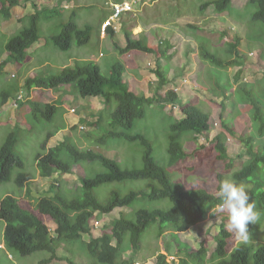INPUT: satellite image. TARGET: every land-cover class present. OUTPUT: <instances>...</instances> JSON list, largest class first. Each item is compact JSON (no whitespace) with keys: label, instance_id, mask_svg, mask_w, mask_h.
Instances as JSON below:
<instances>
[{"label":"rangeland","instance_id":"1","mask_svg":"<svg viewBox=\"0 0 264 264\" xmlns=\"http://www.w3.org/2000/svg\"><path fill=\"white\" fill-rule=\"evenodd\" d=\"M35 1L40 5V10L54 9L57 4L64 2V0ZM107 1L67 0L70 4L68 9L63 7L59 12L60 14L55 15L52 19L45 14L41 19V39L30 48V53L28 54L33 60L25 64H19L20 66L9 61L5 45L10 38L27 27L30 15L35 13L31 5L32 2H28L25 8L16 7L13 10V18L9 21H6L0 13V113L2 110H14L13 116L10 118L4 116L3 112L0 115V121L3 122L0 123V148L11 132H18L19 143L15 152L22 156L26 164L25 169L20 170L18 168L14 170L12 181L0 185V200L7 195L17 198H21L24 195L25 189L19 187L15 179L21 172L37 176V173H39L37 157L47 153L50 148L56 146L58 138H61L62 141L69 139L84 150L92 149L97 153H102L118 162L123 170L141 169L143 167V156L146 147L140 141L107 139L104 145H100L94 138V133L96 137H102L110 130V113L116 109L117 105L112 106L111 110L104 112L101 111L102 108L100 106H97L95 110L88 113L89 105L92 104L94 107L97 104L96 102L102 99L99 97H82L76 85L70 86V90L66 91L69 92L68 95L65 94L64 90L40 89L34 93L33 100L26 102L28 104L22 103L20 105L19 103V106L16 107L14 103L19 102L18 97L20 94L25 95L26 100L31 97L28 88H25L26 79L41 76L43 80H48L50 76H57L61 69L74 66L88 59H98L102 72L106 76L112 74L113 65L117 61L126 64L130 68V72H137L138 68L135 60L137 59V54L142 53L141 51L121 55L113 45V37L107 39V36H103V38L101 36L100 39L98 35L97 31L102 19L110 13V7L106 5ZM144 1H147V3L143 8L139 6L138 15H132L129 20V22L133 21L135 26L153 23L168 24L169 26L180 25L187 34L190 33L197 36V39H195L196 44L194 43L195 46L193 45L196 49V55L192 58L187 56V59L179 58L177 62L173 64L171 62L170 67L181 73L180 61L183 60L184 64H188V74L185 75V77L187 76L186 81L196 89V93L200 94H196V96L184 94L182 97L185 102L188 101L190 103L193 101L203 112L211 114L212 119L210 126L202 135L196 137L193 136L192 132H186L182 135L181 141L185 145L186 151L192 153L198 148L199 151L196 154L198 158L188 160L176 168L170 166L168 149L170 146L171 126L178 120V116H182L178 107L171 110L166 105L155 103L147 108L145 118L138 120L135 127L129 132L132 135H142L151 143L155 161L168 172L175 186H182L187 190L209 189L212 193L219 196L217 174H224L225 178L232 179L239 184L225 170V163L217 160L215 149L212 145L213 138L224 130L220 116L222 105L226 106L224 121L233 125L239 135L249 137L255 133L251 119V106L245 103L242 95L237 91L239 83L235 79L241 69V82L248 84L259 83V85L264 86V27L261 23L253 20V14L256 12L257 7L248 4L249 0H233L235 5L232 6L229 13L221 15L216 13L213 8H209L205 13L201 11V6L210 0H155L153 4V0ZM23 14L25 15L22 17L25 20V26L19 21ZM70 22L77 23L82 29L91 26L94 31L88 44L79 46L75 42L70 50L62 51L50 43V40L53 36L61 34L64 26ZM126 22L128 21L126 20ZM122 24L123 28L121 31L126 29L124 19ZM151 26V30L157 29L153 25ZM144 29V34H147L149 29L145 27ZM236 36L242 37L239 48L240 55L237 57L241 62V67H219L216 63L202 58L201 50L204 48L209 53L225 61L234 59L235 55L230 53V48ZM115 41H117L116 38ZM41 45L43 46L41 47ZM161 46L166 45L161 44ZM252 52H257L256 56H249ZM141 55L146 57L144 63L140 62L142 70L145 72L147 70L155 71L157 67H162L165 64L162 60H155L151 55L145 53ZM19 67H21V70H19ZM163 68L168 70L169 66L168 68ZM158 84L159 82L154 79L143 82L141 85H143L145 90L150 89V97H153ZM65 89L69 88L65 87ZM180 93L183 94L181 89ZM57 97L59 101L55 105L59 109L51 122L43 118L32 120L30 115L31 102L40 101L44 105L47 103L51 104L54 103ZM6 100H10L9 103ZM63 103L66 105L63 106ZM72 110H76V113H72ZM100 117L103 119V123ZM80 125L85 127V129L80 128ZM95 125L98 126V129L96 132L94 130L91 133L93 128L95 129ZM66 128H68L67 131H65ZM50 134H53L54 137L49 140L48 149H45L44 146ZM261 141V138L257 136L255 145H258ZM227 144L229 156L235 160L234 172H236L245 165L250 157L246 154V146L234 137L229 136ZM62 159L74 167V174L67 177L69 180L59 179V181L57 179L56 182H52L48 179H39L35 182L33 181L30 185V196L27 194L29 197L23 198L25 202L30 204L24 203L23 206L25 208L35 207V196H38L36 198L38 201L41 197L53 195L49 190L50 185L53 183L60 184V188L57 186L55 194L63 196L64 202L75 199L84 203L90 195V191L82 189L83 178H94L99 174L108 172V169L99 161H86L76 165L74 160L67 154H63ZM153 183L155 182L151 180L115 182L98 187L94 193L101 202L108 203L112 199L114 192H119L126 196L132 192L149 191ZM243 184L247 186L250 193L252 184ZM172 206V202L168 199L157 201L139 199L134 203L132 209L118 208L105 216L97 214L98 223L91 222L93 227L92 237H99L109 223L113 219L119 218L122 212L128 213L131 219L137 220L136 213L139 210H170ZM257 210L264 212L258 207ZM134 212L136 213L134 214ZM226 215H228L227 212L217 214L216 218L211 216L187 233L167 232L161 237L159 236L161 227L166 226V228H169V226L162 225L159 222L152 223L143 235V246L138 254H134L128 247L123 251V256L127 261H136L141 264H157L158 255L167 253V250L171 251L170 254L179 260L178 258L181 256L186 257V253L197 251L205 244L210 257L216 250L215 237L218 235L223 218ZM50 219V217H46L47 224H51L49 222ZM263 221L264 219L260 217L255 224V228L258 229L254 242L258 245L264 243ZM258 222H260V225H258ZM5 227V221L0 220V244L4 243L5 240ZM50 228L51 233L54 234L53 227L51 226ZM232 233L233 237L229 240L228 246L229 253L241 242L236 238L234 232ZM90 239V236L84 235L83 242L87 243ZM83 242L63 244L58 251L61 260L52 264H70L68 259L72 260L74 264H94V259L88 254ZM51 255V252L43 251L23 257L0 246V264H44L41 261L49 259ZM168 259L172 261L174 258L169 256Z\"/></svg>","mask_w":264,"mask_h":264},{"label":"trees","instance_id":"2","mask_svg":"<svg viewBox=\"0 0 264 264\" xmlns=\"http://www.w3.org/2000/svg\"><path fill=\"white\" fill-rule=\"evenodd\" d=\"M28 2H32L35 13L30 15L27 27L10 38L5 45L6 51L9 53V61L15 64L23 63L27 59L26 50L41 39V19L45 14L52 19L61 11L59 8L40 10L35 0H1L0 13L6 21H9L14 15L12 10L18 6L25 8ZM232 4L233 0H210L201 6V11L205 13L213 6L216 13L223 15L229 13ZM248 4L257 7L253 14V20L261 23L264 27V0H249ZM123 17L125 18V15ZM104 20L105 18L102 19V23ZM19 21L25 26L24 19L21 18ZM127 23L125 22L126 29L124 30L126 46L122 47L119 43H114V47L121 55L138 50L154 55L158 60L166 59L170 64L174 56L173 54L169 55V51L173 46L169 43H164L166 46H161V44L153 46L146 38L137 40L133 35V29L137 26L133 21L128 26ZM93 31L91 26L82 29L77 23L70 22L64 26L62 33L53 36L50 42L62 51H68L75 42L79 46L88 44L91 41ZM112 35L114 36L113 33ZM241 41L242 38L236 36L231 44L230 53L235 55L234 59L225 61L204 48L201 50V56L204 60L216 63L219 67H241V62L237 59L240 55ZM170 72V66L168 70L158 67L154 71L159 84L153 97L136 94L131 89L130 84L125 79L127 65L121 61H117L113 65L110 76L103 74L99 62L88 59L64 68L58 76H50L48 80H43L41 76L26 80L25 88L27 87L29 91L34 88L52 90L61 86L76 85L82 97L101 98L105 105V111L111 110L112 106L117 105L116 109L110 113V130L102 137H96L94 133L96 142L104 145L107 139L140 141L146 150L143 156V167L133 170H123L115 160L92 149L84 150L69 139H65L62 143L50 148L47 153L39 155L37 157L39 168L37 175L43 179H50L58 172L73 173L74 167L62 159L63 154L69 155L76 165L86 161H99L108 169V172L99 174L94 178L85 177L82 180L83 188L90 191V195L84 203L75 199L64 202L63 196L55 194L57 188L55 183L51 184L49 189L53 195L39 198L33 209L25 208L22 199L11 195L0 200V220L6 223L4 241L9 251L23 257L48 251L52 253L51 257L41 262L51 264L54 260H61L58 251L63 244L83 242L84 235H88L91 237L90 241L83 242V244L86 246L88 254L94 259V264H135L133 261L129 262L124 259L123 251L127 247H131L134 253L138 254L143 246V235L152 223L159 222L169 226V228L161 227L159 232L161 237L167 232L187 233L211 217L209 212L221 203V197L209 189L187 190L182 186H175L168 172L155 161L151 143L144 136L132 135L129 132L135 127L138 120L145 118L147 108L155 103L178 107L181 110L182 118L175 121L171 126L168 149L170 166L172 168L180 167L184 162L198 158L196 155L199 151L198 148L192 153L186 151L185 145L181 141L182 135L186 132H192L193 136L196 137L202 135L210 126L212 117L211 114L203 112L193 101L184 104L180 95L174 90L162 93L165 87L170 84L168 78ZM241 75L242 70L240 69L235 79L239 83L237 91L242 95L245 103L251 106V119L255 133L249 137L239 135L233 125L224 121L226 106L222 105L220 116L224 130L213 138L212 145L217 160L225 163V170L228 174H231L239 183L252 184L251 200L255 203L256 210L257 207L264 210V98H262L264 97V86L259 85V83L241 82ZM261 95L263 96L261 97ZM30 107L32 120L43 118L49 122L55 118L59 109L56 105H44L37 101L31 102ZM100 119L103 123V119L101 117ZM17 135L18 132H12L0 148V185L12 181L15 169L21 170L26 167L22 156L15 152L19 143ZM229 136L243 143L247 148L246 154L250 157L245 165L236 172H234L235 160L229 156L228 151ZM257 136L262 141L255 145ZM53 137V134L49 135L44 146L45 149H48L49 140ZM36 178L37 176L21 172L15 182L21 188L28 185L30 189V185ZM217 178L220 184L225 176L220 173L217 174ZM137 180H151L155 183L152 184L149 191L132 192L126 196L114 192L108 203L101 202L94 193L95 189L104 184ZM27 192L31 193V189ZM139 199L150 201L168 199L173 206L170 210H139L137 213L134 212L137 220L131 219L128 213L122 212L119 218H115L109 223L99 237H92L91 222L95 213L108 215L118 208L132 209L134 203ZM261 214V218L264 219V212ZM45 216L50 217L56 223L57 229L54 234L51 233ZM227 222L228 215L223 218L219 233L215 237L217 247L210 257L209 251L203 244L199 250L186 253V257L181 256L178 258L179 260L169 261L168 257L173 256L169 250L167 254L160 253L157 264H264V243L258 245L254 242L258 229L255 228V224L250 223L248 225L249 241L247 243L239 242L237 247L229 253V240L233 237V233L225 228ZM68 262L74 264L70 259Z\"/></svg>","mask_w":264,"mask_h":264},{"label":"crops","instance_id":"3","mask_svg":"<svg viewBox=\"0 0 264 264\" xmlns=\"http://www.w3.org/2000/svg\"><path fill=\"white\" fill-rule=\"evenodd\" d=\"M117 1L123 2L125 0H108L106 2V5L108 7H111V3L112 2L115 3ZM154 1L155 0L152 1V4L154 3ZM145 3H147V1ZM63 4L67 5L68 4L67 0H64V2L61 5H63ZM31 5H32V3H31ZM233 5H235V4H232V6ZM38 6H40V5L38 4ZM210 8H213V10H215L213 6L210 7ZM23 16H25V15L23 14L21 16V18ZM131 17H132V15H126L125 18H124L125 22H126V20L128 21L127 26L132 23V21L129 22V20H130ZM105 18H107V16ZM151 25H153L155 28H157L156 30L159 31V32H157L156 30H153V29L151 30V27H152ZM137 27L138 28L136 30H134V36H135L136 39H140V38H144L145 37L149 41V43L151 45H154V46L155 45L158 46L160 43L162 44V42L169 43L170 45H175L169 51V54H173V56H174L173 60L171 61L172 64L175 63V62H177V59H179V58H182V59L185 58V59H187V56L192 58V57H194L196 55L195 54L196 49H195L194 46L196 44V40L195 39H197V36L195 34H190V33L187 34L186 32H184V30L182 29V27L180 25H172V26H169L168 24H165L164 25V24H160V23H153V24H150V25L149 24H146V25L139 24V25H137ZM144 27L146 29H149L147 34L146 33L144 34V32H145ZM99 28H98V31L97 32H98V35L100 37ZM138 30H140V31L138 32ZM113 37L116 38V40L118 41L119 44H121L122 47H125L126 40H125V35H124V32L123 31H119L118 33H115ZM109 38H112V33L111 34L109 33V37L107 39H109ZM159 40H164V41H162V42L160 41L159 42ZM156 41H157V43H156ZM42 46L43 45H41V47ZM41 47H39V48H41ZM133 52H136V51H133ZM27 53L29 54L30 53V50H28ZM141 54H144V53H141ZM141 54H137V57H136L137 59L135 60V63H136L137 68H138L137 72L136 73L135 72H130V70H129L130 68L127 67V74L125 76V79L129 82V84L131 86V89L135 93H137V94H145L146 96L150 97V89L145 90L143 88V85H141V84L143 82H148L149 80L151 81V80H154V79H155V81H158V78L155 75L154 71H148L147 70V72H145L144 70H142V67H141L140 62L142 61L144 63V60H145L146 57L142 56ZM7 55L9 56V53L8 52H7ZM151 56H153V55H151ZM153 57H154L155 60L157 59V57H155V56H153ZM32 60H33V58L28 56L27 59H26V61L24 63H22V64H25V63H27L29 61H32ZM162 61L165 62V64L162 65V67H168L171 64V62H170V64H168V61L166 59H162ZM184 63L185 62L183 60L180 61V63H179V67L181 68V73L178 72L176 69L171 68V72H170V74L168 76V78L170 80V84L165 87V89H164V91L162 93L164 94L168 90H174L175 92H177L180 95V97L182 98L183 103L185 104V103H188V101L185 102V100L183 99L182 96H184V94H192L193 96H196V94H200V93H196V89H194L188 83V81H186L187 76L185 77V75L188 74V64H184ZM156 69H158V67ZM19 70H21V67H19ZM59 73L57 75H59ZM142 76H145V77L142 78V79H137V78H141ZM184 85H185V87H184ZM65 87H68L69 89H65ZM135 87H136V89H135ZM177 89H179V90H177ZM180 89L183 91V94L180 93ZM59 90H62V91L64 90V92H66V91L70 90V87L69 86H61ZM232 90H233V88H232ZM68 93L69 92H66L65 94L68 95ZM58 100H59V98L57 97L54 102H56ZM9 101L10 100H8L7 103H9ZM96 103L97 104L94 107L92 106V104L89 105V111H88V113H91V111L95 110L97 106H100L102 108L101 111L104 112V110H105L104 107L105 106H104L103 101L102 100H99ZM65 105L66 104L63 103V106H65ZM10 108H11V106H10ZM2 112H3L4 116L10 118L11 116H13L14 110L9 109V111L8 110H4ZM180 117L178 116L177 119L179 120V119L182 118V117L181 118ZM93 119H96V118H93ZM97 119H99V118L97 117ZM0 123H3V122L0 121ZM94 127H95V129L93 128L92 132L94 130L96 132L97 129H98V126L97 125H95ZM67 129L68 128H66L65 131H67ZM67 177H69V175H64V174L56 173L52 178H50L48 180H51L52 182L53 181L56 182L57 179L58 180L59 179L60 180H69V178H67ZM39 179H43V178H40L37 175V178L34 180V182L36 180H39ZM57 185L60 186V184H57ZM27 190H30L29 187H28V185L25 186V193L22 196V198H24L26 196L27 197L30 196V193H28ZM27 194H29V196ZM37 197L38 196H35V200H36ZM24 203H28V205H30L29 202H25L23 200V204Z\"/></svg>","mask_w":264,"mask_h":264},{"label":"clouds","instance_id":"4","mask_svg":"<svg viewBox=\"0 0 264 264\" xmlns=\"http://www.w3.org/2000/svg\"><path fill=\"white\" fill-rule=\"evenodd\" d=\"M123 2H135V10L133 11V12H130V13H126V14H123L122 15V17H120V19L118 20V21H116V22H113V25L115 26H117V28H114V26H111L108 30H107V33H106V35L105 36H107V38L109 37V33L112 31V33L113 34H115V33H118L119 31H121L122 30V28H123V24H122V19L124 18L123 16L125 15H138V8H139V6L141 7V8H143L144 7V5L146 4L145 3V1L144 0H125V1H123ZM123 2H120V1H117V2H115V3H111V7L109 8L110 10H109V15H108V17L107 18H105V20L103 21V23L101 22V24H100V28H99V32H100V39H101V36H102V38H103V33H102V26H103V24L106 22V21H108V20H110L111 19V17L113 16V4H117V3H123ZM38 4V3H37ZM61 4H62V2H61ZM61 4H57L56 6H55V8H59L60 10H62L63 9V7L64 8H66V9H68L69 7H70V4H69V2H68V4L67 5H65V4H63V5H61ZM39 7V6H38ZM39 9H40V7H39ZM43 10V9H42ZM227 14V13H226ZM138 27H136L135 29H133V35H134V30H136ZM123 32H124V30H123ZM111 34V33H110ZM112 37H113V35H112ZM134 38H135V36H134ZM145 38V37H144ZM136 39V38H135ZM113 40H114V42H113V45H114V43L116 42V43H118L117 41H115V37H113ZM126 40V39H125ZM137 40H139V39H137ZM149 42V41H148ZM127 44V43H126ZM162 44H164V42L162 43ZM35 45V44H34ZM33 45V46H34ZM32 46V47H33ZM120 46H121V44H120ZM126 46V45H125ZM154 46V45H153ZM32 47H30V48H32ZM30 48L29 49H27L26 50V54H27V57H28V53H27V51L28 50H30ZM136 51H138V50H136ZM133 52V51H132ZM131 53V52H130ZM143 53V52H142ZM146 54V53H145ZM251 54H255L254 56H256V54H257V52H252V53H250L249 54V56H252ZM147 55H150V54H147ZM172 55V54H171ZM101 56H103V54H101ZM154 56V55H153ZM156 57V56H155ZM93 60V59H92ZM95 60H97L96 62H99L98 61V59H95ZM95 60H93V61H95ZM26 61V60H25ZM24 61V62H25ZM23 62V63H24ZM20 64H22V63H20ZM63 70V69H62ZM61 70V71H62ZM61 73V72H60ZM59 73V74H60ZM58 76V75H57ZM30 78H33V77H30ZM27 80V79H26ZM129 83V82H128ZM40 89H43V90H47V89H44V88H34V89H32L31 91H29L30 92V94H31V97H29V98H27V100H26V98H25V95H22V94H20V96L18 97V101L19 102H14L15 104H16V107L17 106H19V103H20V105L22 104V103H25V105L26 104H28V103H26L27 101H29V100H33V95H34V93L37 91V90H40ZM58 90L60 89V87L59 88H57ZM177 90H179V89H177ZM148 97V96H147ZM59 101V100H58ZM58 101H56V102H54V103H51L52 105H54V104H56ZM6 102H8V100H6ZM40 102V101H39ZM183 102V101H182ZM30 103V102H29ZM48 104V103H47ZM50 104V103H49ZM187 104V103H186ZM24 105V106H25ZM105 106V105H104ZM167 108L168 109H171V110H173L174 109V107L173 106H171V105H167ZM3 111V110H2ZM105 111V110H104ZM72 113H76V110H72L71 111ZM2 114V112L0 113V115ZM182 114V113H181ZM182 117V116H181ZM180 117V118H181ZM80 128H82V129H85V127H83V126H81L80 125ZM12 133V132H11ZM10 133V134H11ZM9 134V135H10ZM8 135V136H9ZM63 141H62V139L61 138H58L57 139V145H58V143L60 144V143H62ZM74 169H73V173L72 174H64V175H73L74 174ZM59 173V172H58ZM60 174H63V173H60ZM55 175V174H54ZM84 179V178H83ZM58 186V185H57ZM58 188H60L59 186H58ZM25 189V188H24ZM82 189L83 190H85V191H88V190H86V189H84L83 188V186H82ZM218 192H219V196L221 197V203H219V204H217L216 205V207L215 208H213V209H211L210 210V212H209V215L210 216H212V217H214V218H216V216H217V214H219V213H224V212H227L228 213V222H227V224L225 225V228L227 229V230H229V231H232V232H234V234H235V236H236V238L238 239V240H240V241H242V242H244V243H247L248 241H249V239H250V232H249V228H248V225L251 223V224H256L257 223V221H259V219H260V217H261V212L260 211H258V210H256V205H255V203L254 202H252V200H251V195H250V193H249V190L247 189V186L246 185H244V184H242V183H236L234 180H232V179H229V178H225V179H223V180H221L220 181V184H219V189H218ZM8 196V195H7ZM12 196V195H11ZM6 197V196H5ZM20 199H22L23 200V198H22V196H21V198ZM37 199H36V205H37ZM35 205V206H36ZM30 209H33V208H30ZM119 209H123V208H119ZM128 209V208H127ZM97 214H99V213H95V217H94V219L92 220V222H96V223H98V221H99V219H97V217H98V215ZM121 214V213H120ZM109 215V214H108ZM101 216V215H100ZM105 216V215H104ZM46 217H48V216H45L44 218H45V221H46ZM96 219V220H95ZM215 220V219H214ZM213 220V221H214ZM101 221V220H100ZM51 224H47L48 225V227L50 228L51 226L53 227V229H54V232H55V230L57 229V225H56V223L52 220V219H50V221H49ZM47 223V222H46ZM51 229V228H50ZM51 231V230H50ZM92 231H93V227H92ZM190 231V230H189ZM0 246H2V247H4V248H6V246H5V241H4V243H2ZM128 248V247H127ZM128 249H131V247H129ZM125 250V249H124ZM131 251L134 253V251L131 249ZM168 251V250H167ZM124 253V252H123ZM134 254H136V253H134ZM165 254H167V253H165ZM59 255V254H58ZM137 255V254H136ZM60 256V255H59ZM172 258H174L173 260H175V256L173 255L172 256ZM124 259H125V257H124ZM126 260V259H125ZM58 261H60V260H54L53 262H51V264L52 263H54V262H58ZM129 261V260H128ZM170 261V260H169ZM129 262H132V261H129ZM133 262H135V264H141L140 262H136V261H133Z\"/></svg>","mask_w":264,"mask_h":264},{"label":"built area","instance_id":"5","mask_svg":"<svg viewBox=\"0 0 264 264\" xmlns=\"http://www.w3.org/2000/svg\"><path fill=\"white\" fill-rule=\"evenodd\" d=\"M135 10V2H123V3H117L113 4V16L110 20L106 21L102 26V33L105 36L107 33V30L114 26L113 22H116L122 17L123 14L133 12ZM114 28H117L115 25ZM254 56L255 54H251Z\"/></svg>","mask_w":264,"mask_h":264}]
</instances>
